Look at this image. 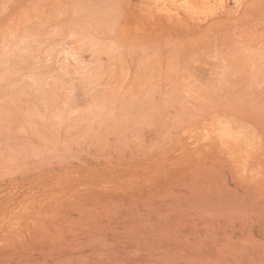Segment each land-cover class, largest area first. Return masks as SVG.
I'll use <instances>...</instances> for the list:
<instances>
[{
    "label": "rangeland",
    "instance_id": "374dc122",
    "mask_svg": "<svg viewBox=\"0 0 264 264\" xmlns=\"http://www.w3.org/2000/svg\"><path fill=\"white\" fill-rule=\"evenodd\" d=\"M0 264H264V0H0Z\"/></svg>",
    "mask_w": 264,
    "mask_h": 264
},
{
    "label": "bare ground",
    "instance_id": "6f19581e",
    "mask_svg": "<svg viewBox=\"0 0 264 264\" xmlns=\"http://www.w3.org/2000/svg\"><path fill=\"white\" fill-rule=\"evenodd\" d=\"M241 1V0H240ZM244 0H242L243 2ZM224 1H222L223 3ZM218 0H142L143 6L150 11L165 12V9H172L177 12H183L186 15H195L196 17L203 18L204 16L215 12ZM171 11V10H170ZM224 125L228 123L223 122ZM222 125V124H221ZM222 125V126H224ZM230 124H228L229 127ZM225 127V126H224ZM227 128L226 137L229 138L230 144L245 141V133L234 130L232 127ZM225 128V129H226ZM222 129V128H221ZM225 133V132H224ZM226 135V134H225ZM228 143V142H227ZM233 147V146H231Z\"/></svg>",
    "mask_w": 264,
    "mask_h": 264
}]
</instances>
